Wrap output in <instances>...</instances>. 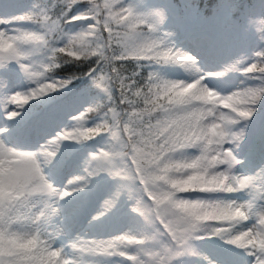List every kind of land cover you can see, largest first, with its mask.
Wrapping results in <instances>:
<instances>
[{
    "label": "clouds",
    "instance_id": "clouds-1",
    "mask_svg": "<svg viewBox=\"0 0 264 264\" xmlns=\"http://www.w3.org/2000/svg\"><path fill=\"white\" fill-rule=\"evenodd\" d=\"M144 2L33 0L0 16V264H220L200 248L210 240L264 264V162L241 170L264 107V15L246 29L260 47L208 71L178 45L166 10ZM83 80L96 96L51 139L9 142L10 124ZM69 146L89 151L61 186L52 169ZM105 176L115 190L71 231L65 203ZM122 201L134 221L108 232Z\"/></svg>",
    "mask_w": 264,
    "mask_h": 264
},
{
    "label": "rangeland",
    "instance_id": "rangeland-1",
    "mask_svg": "<svg viewBox=\"0 0 264 264\" xmlns=\"http://www.w3.org/2000/svg\"><path fill=\"white\" fill-rule=\"evenodd\" d=\"M221 1H222V5L224 7L225 0H221ZM143 7L145 10L162 8L160 0H145ZM220 9H221V7H220ZM6 10H7V8L5 6L1 7L0 8V16H6ZM21 12H23V11H21ZM184 15L185 16L182 18V20L180 22H176V21L168 18V23H167V28L176 33L175 39L178 41V44L180 43V45H179L180 47H182L183 49L197 55L200 58L204 68L208 71H215V70H218L221 67H223V66L218 65V62L221 59H226L225 62H227V63L233 59L232 57L228 58V55L233 53L236 50L235 45L222 46L220 48H213L212 54L211 53H204L200 49L202 46V39H201L202 35L200 33H198L197 30H192L193 26L196 25V23H199V24L202 23L201 17L197 16V14L194 12L193 7L187 9L186 13ZM223 17L226 20V17H228V16H227V13H225V12L223 13V11H222V13L218 17L215 18L214 21H215V23L218 24V26L220 25L219 19H222ZM247 22H248V20L245 19V21H243L241 30L234 31V33L232 35L233 40L243 38L244 39V42H243L244 45L251 41L249 36H253V32L246 30L247 29ZM183 38H184V40H183V42H181V40ZM206 39H207V37H204V40H206ZM202 49L204 50V48H202ZM204 54H205V56H204ZM8 77H9V80L11 81V89L10 90H12V91L16 90L19 86V76H18V72L15 70V68L13 69V71L8 73ZM236 79L237 78L233 77L229 80L222 81L221 87L226 88V89L232 87V85L235 83ZM29 111H32V110L30 109ZM28 116H29V113H27L22 120L17 121V122L23 123V124L27 123L28 122L27 121ZM261 118H262L261 115H257L255 117L254 121L261 120ZM36 122L37 121H34L33 124H35ZM13 124H10L9 127L11 128V126ZM3 126H4V116H3L2 109H0V127H3ZM263 132H264V126H263ZM46 133H47V130H45L44 128H40V130H39L40 135H38L36 137H32L28 141L24 142L23 140H18V138H17L18 136L23 137L20 133L16 135V134L10 132L8 135V140L10 143L18 144L21 146L30 145V146H25V147H36V146L39 147L40 144L46 142L43 140V137L46 135ZM22 143H24V144H22ZM31 144H34V145H31ZM248 147H250V144ZM261 155L263 156L264 152H261ZM258 160L260 161V157L258 158ZM247 164H248V161H247L245 166H247ZM245 166L241 169L242 171L247 170V168H245ZM58 168H59V166L56 164L54 166V168L52 169L53 173L56 174L57 170L59 171ZM79 170L80 169L76 170L72 164H70V165L68 164L65 166L64 169L60 168V171H62V174H59V172H58V176L60 177L61 180L64 181L63 183L65 184L67 182V180L70 179ZM105 181H103L101 184H98L97 186H90V188L85 191V192L90 191L88 196L92 195L91 199H92L93 203L95 202V198L103 196L104 187L108 186V185H106ZM111 192L105 191V193H106L105 197L110 195ZM102 203H103V200L97 204V210L95 212L91 213V215H94L98 211L101 210ZM86 205H87V201L85 203H83L81 196H77L75 199L69 200L64 205V215H65L66 221H67V223H69V227H71V226L76 227L75 231H78L80 228L84 227L87 223V221L82 222V220H80V218H79L80 215H83ZM80 207H82V209L79 212V214L74 213L72 211V210L79 209ZM131 223H133V222H130V224ZM107 225H109L111 227V226L116 225V222L110 221L107 223ZM60 242L63 243L64 241L61 240ZM240 261H241V263H246L244 257H242L240 259ZM193 264H196V262L194 261Z\"/></svg>",
    "mask_w": 264,
    "mask_h": 264
},
{
    "label": "trees",
    "instance_id": "trees-1",
    "mask_svg": "<svg viewBox=\"0 0 264 264\" xmlns=\"http://www.w3.org/2000/svg\"><path fill=\"white\" fill-rule=\"evenodd\" d=\"M182 1L184 3L186 0H163L162 2H165V4H170V8L176 9L177 7L178 13L180 14V16H182L185 10L184 6L181 4ZM194 1L200 3V6L197 9L199 13L203 12L206 18L214 17L216 9L215 7H213V5H216L215 0H194ZM227 2L229 5V10H230L229 12L231 13V15L237 14L239 16H245L247 17V19H249L250 17H258L260 15H264V0H227ZM32 3L33 0H0V8L5 6L7 8L6 16H12L18 14L15 11V5L18 6L20 4H24L28 10L31 7ZM202 3L205 4L202 5ZM245 17H242L237 21V29H241L242 21L244 20ZM256 40L258 39L256 38ZM259 47H260L259 42L253 45V53ZM65 71L70 72L73 71V69L69 68L66 69ZM95 96H96V92L90 88L89 82L87 80H83V81H78L74 85L71 91L67 92L64 95L58 96L53 102H49L47 104H36L32 108L35 109V113H36L40 111L42 107L43 108L45 107L44 109H49V108L53 109L55 107H63V108L69 107L70 110L69 112L65 110H62L60 112V114H66L69 119V116L71 114H75V111L77 109L83 107L85 104L89 102L90 98ZM38 119L42 120L41 117H39ZM87 152L88 151H86V148L69 146L64 150V154L62 157L65 158L71 154L77 156V158L85 157ZM78 161H80V158L78 159ZM101 178H99L98 180H100ZM220 243L223 244L222 242Z\"/></svg>",
    "mask_w": 264,
    "mask_h": 264
},
{
    "label": "snow or ice",
    "instance_id": "snow-or-ice-1",
    "mask_svg": "<svg viewBox=\"0 0 264 264\" xmlns=\"http://www.w3.org/2000/svg\"><path fill=\"white\" fill-rule=\"evenodd\" d=\"M264 23V22H262ZM119 196V193H117V197ZM115 201L114 200H107L104 203L105 210H111V208L114 206Z\"/></svg>",
    "mask_w": 264,
    "mask_h": 264
}]
</instances>
